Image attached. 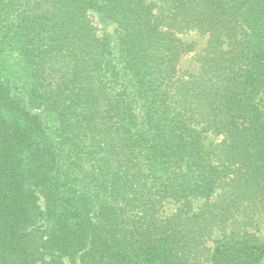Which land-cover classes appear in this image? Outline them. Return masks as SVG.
<instances>
[{
	"label": "trees",
	"instance_id": "trees-1",
	"mask_svg": "<svg viewBox=\"0 0 264 264\" xmlns=\"http://www.w3.org/2000/svg\"><path fill=\"white\" fill-rule=\"evenodd\" d=\"M263 215L264 0H0V264H263Z\"/></svg>",
	"mask_w": 264,
	"mask_h": 264
},
{
	"label": "rangeland",
	"instance_id": "rangeland-1",
	"mask_svg": "<svg viewBox=\"0 0 264 264\" xmlns=\"http://www.w3.org/2000/svg\"><path fill=\"white\" fill-rule=\"evenodd\" d=\"M180 38L185 41V42H191L195 45L196 47V52L201 50L204 46H205V42H206V37L202 36L201 34L197 33V32H191L188 34H183L180 36ZM184 69H190L192 71H196L197 69V64L194 61L193 58V53L188 55L182 62L181 65ZM205 142L208 145H211L212 143H216L220 140L219 137L213 136V135H206L204 137ZM258 236L260 237V239L264 242V215L261 216L260 218H258L257 222H256V229H254ZM264 264V262H263Z\"/></svg>",
	"mask_w": 264,
	"mask_h": 264
}]
</instances>
